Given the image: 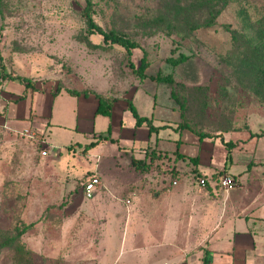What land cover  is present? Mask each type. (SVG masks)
Masks as SVG:
<instances>
[{
	"label": "rangeland",
	"instance_id": "obj_1",
	"mask_svg": "<svg viewBox=\"0 0 264 264\" xmlns=\"http://www.w3.org/2000/svg\"><path fill=\"white\" fill-rule=\"evenodd\" d=\"M91 1L92 17L99 26L140 44L142 49L132 50L130 60L138 66L145 55V78L133 73L122 47L86 33L84 0H0V76L5 83L0 104L5 96L14 97L24 89V83L7 76L26 78L38 91L53 93L33 97L35 116H45L42 120L48 123L26 130L0 122V264H12L16 242L30 249L31 264H97L101 251L93 248V242L98 241L99 224L90 207H85L90 200L81 189L95 173L105 186V195L126 200L131 199L128 189L140 192L142 188L152 195L158 185L168 188L182 176L193 185L203 178L195 171L197 161L190 159L184 165L177 153L166 149L155 148L158 154L152 158V147L147 146L139 158L119 152L117 147L125 146L120 139L108 141L106 147L98 142L87 148L96 142L94 134L107 128L108 117L93 119V98L68 91L107 99L136 91L132 103L138 114H152L153 125L164 119L175 126L179 112L181 123L201 133L245 128L253 113L264 117V80L258 78L264 44L257 43L254 49L242 33L236 42L231 39V30L247 33L255 19L264 16V0L232 1L206 25L201 0ZM179 53L189 58L177 66L166 63L167 57ZM157 74L170 75L173 82L159 83L154 80ZM22 103L23 99L17 104L21 107ZM122 105L113 107V117L123 121L121 135L135 134L147 141L145 125L133 128L134 117ZM166 128L173 135L170 126ZM91 131L94 134L89 136ZM155 134L151 133V139ZM205 148L213 160L221 158L223 146L218 142ZM133 159L144 161L148 168L136 169ZM227 176L216 173L214 180ZM115 205L116 217L109 209L103 227L110 236L102 262L117 252L119 229L125 225V206L122 202ZM25 226L18 236L17 230Z\"/></svg>",
	"mask_w": 264,
	"mask_h": 264
},
{
	"label": "crops",
	"instance_id": "obj_2",
	"mask_svg": "<svg viewBox=\"0 0 264 264\" xmlns=\"http://www.w3.org/2000/svg\"><path fill=\"white\" fill-rule=\"evenodd\" d=\"M23 86L24 89L19 95L5 96L2 99L4 102L0 104V122L9 128L26 130L48 123V120H42L45 116H35L33 97L41 93H53L38 91L35 85L31 88H26L25 84ZM135 93L136 91L130 96L116 98L110 111L112 118L105 116L108 117L107 128L95 134L91 131L89 136L94 134V138H97L95 141L99 142L101 147L110 143L103 139L99 141L98 138L108 136L116 141L120 139L125 146H118L117 150L141 156L139 158H142V154L138 153L151 146L152 150L166 149L178 153V160L184 165L190 159L195 160L197 176L206 180V186L201 187L198 182L193 185L190 179L180 174L182 177L180 180L175 179V184L171 182L168 188L158 185L157 192L152 195L143 192L142 188L140 192H137V189H128L131 199L126 200L112 194L105 195V186L102 183L95 188L92 196L87 198L83 194L82 183V195L90 200L85 207H90L97 219L96 223L99 224L98 241L93 242V248L101 251L97 264H264V136L251 135L264 131V125L261 124L264 117L253 113L246 119L245 128L209 133L210 137L200 139L195 131L186 127L177 128L182 122L178 112L175 126L168 124L164 119L154 125L170 126L173 135L166 133L168 128H162L152 132L156 134L151 139V133L144 124L148 139L138 140L135 134L121 135L123 121L113 117L114 105L122 103V109H127V101L132 103L131 97ZM87 96L93 98L91 114L95 119L97 115H101L96 114L98 101L95 95ZM21 99L23 103L20 107L17 103ZM151 117L152 114L148 117L152 122ZM132 121L133 128L143 126H137L135 118L134 122ZM115 129L117 132H114ZM222 141L234 144L228 164L227 148ZM214 142L223 146L221 158L218 160H213V155L205 148L206 144ZM49 149L53 152L51 144ZM179 162L174 165L177 166ZM216 173L229 175L235 183L234 186L230 189L221 188L219 181L214 180ZM93 176L98 175L95 173ZM129 183L132 184L131 181ZM134 192L135 194H132ZM116 202H122L125 206V225L124 229H119L121 232L117 252H113L108 260L102 262L101 256L107 253V237L110 236L108 229L103 227L107 224L109 209L111 215L116 217ZM135 223H138L137 227L134 226ZM124 255L126 260L123 261ZM156 256L160 258L156 259Z\"/></svg>",
	"mask_w": 264,
	"mask_h": 264
},
{
	"label": "trees",
	"instance_id": "obj_3",
	"mask_svg": "<svg viewBox=\"0 0 264 264\" xmlns=\"http://www.w3.org/2000/svg\"><path fill=\"white\" fill-rule=\"evenodd\" d=\"M85 6L82 9V17L84 19V22L86 24V33L88 35H99L102 38V42L105 44H111V45H118L122 47L125 50L126 56L128 57V66L131 68L133 73H135L137 76L141 78H145V69L148 66V63L146 61L145 55L141 57L140 63L138 66H135L132 61L130 60V57L132 55V50L134 49H142L140 44L136 42L135 40L131 39L125 34L114 32V31H106L101 26H99L95 20L92 17V1L91 0H84ZM232 1H240V0H204L200 1L203 2V6H205V11L207 14V17H205L204 23L205 25L208 23H213L217 15L223 10L225 6H227ZM245 9H242L244 11ZM202 26V25H201ZM242 33L245 37L246 41H251L254 43L253 48L257 49V43L260 44V47L263 46L264 42V16H260L259 18H256L253 22V25L250 26L249 32H240L237 29L231 30V39L233 42L237 41V36ZM253 38V39H252ZM262 40V41H261ZM89 45H91L89 42H87ZM96 46V45H92ZM188 55L184 53H179L177 57L169 56L166 58V63H169L172 66H177L183 62H185L188 59ZM260 67H263V70H261L258 74L259 80H264V64L259 65ZM3 70V67L0 65V71ZM10 80H17L20 83H24L25 87H32L31 82L28 81V79L19 77V76H7ZM154 80L159 83H172L173 79L170 75L162 76L160 74H157L154 77ZM70 95L78 96L80 94H83L84 96H87V92H77V91H68ZM171 96L174 98L175 95L173 91H171ZM95 97L98 101L97 108H96V114H101L104 116H109L111 107L115 99H107L104 98L102 95L95 94ZM182 107V106H181ZM180 107V108H181ZM127 109L132 113L133 117L135 118V124L137 126H140L142 124H145L148 127V130L150 133L157 132L158 130L162 128H166L167 125H162L159 127H156L152 124L151 119L146 116H140L134 105L131 103V101H127ZM180 117L183 118V114L180 113ZM186 127L190 129L191 131H195L191 126L185 124V123H179L177 125V128H183ZM197 136L202 139L205 137H210L211 135L209 133H201L195 131ZM252 136H264V131L260 132L259 134H251ZM101 140H108L110 142H113V139L107 137H101ZM224 145L227 148V155H226V163L230 161V151L231 148H233L234 144L232 142H224ZM97 142H92L87 145V148L92 147ZM155 151L154 149L151 151L152 158L155 157L154 155ZM177 155H179L177 153ZM180 156V155H179ZM132 164L136 169H147L148 166L145 165L146 163L144 161L140 162V160H132ZM27 229V226L24 227V229L17 230V235L20 236L25 230ZM2 245L0 244V247ZM32 263V252L30 249H28L24 243L22 242H16L13 247V257H12V264H31Z\"/></svg>",
	"mask_w": 264,
	"mask_h": 264
},
{
	"label": "built area",
	"instance_id": "obj_4",
	"mask_svg": "<svg viewBox=\"0 0 264 264\" xmlns=\"http://www.w3.org/2000/svg\"><path fill=\"white\" fill-rule=\"evenodd\" d=\"M3 83H4V80L0 76V92L2 90ZM42 154L46 155L47 151H43ZM172 183L175 184L176 182L173 180ZM198 184H199V186L204 187V186H206V180L204 178H200L198 180ZM99 185H101V181H100L99 177L98 176H91L83 185V194L87 198H90L92 196L95 188ZM219 185L221 188L230 189L234 186V181L231 177L227 176V177H224L223 179H221L219 181ZM127 204L130 205V202L127 201Z\"/></svg>",
	"mask_w": 264,
	"mask_h": 264
}]
</instances>
